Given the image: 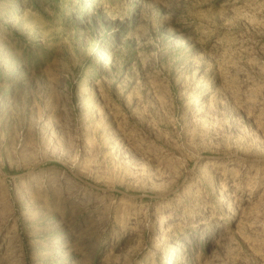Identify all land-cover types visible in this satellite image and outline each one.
I'll return each instance as SVG.
<instances>
[{"label": "rangeland", "instance_id": "1", "mask_svg": "<svg viewBox=\"0 0 264 264\" xmlns=\"http://www.w3.org/2000/svg\"><path fill=\"white\" fill-rule=\"evenodd\" d=\"M0 264H264V0H0Z\"/></svg>", "mask_w": 264, "mask_h": 264}, {"label": "bare ground", "instance_id": "2", "mask_svg": "<svg viewBox=\"0 0 264 264\" xmlns=\"http://www.w3.org/2000/svg\"><path fill=\"white\" fill-rule=\"evenodd\" d=\"M211 165L215 164L216 162L215 161H209Z\"/></svg>", "mask_w": 264, "mask_h": 264}]
</instances>
